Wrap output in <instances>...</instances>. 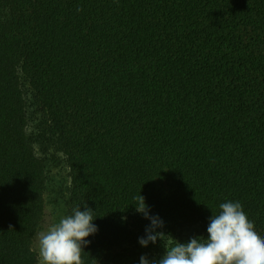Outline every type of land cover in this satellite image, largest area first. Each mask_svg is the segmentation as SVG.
Segmentation results:
<instances>
[{"label":"trees","instance_id":"1","mask_svg":"<svg viewBox=\"0 0 264 264\" xmlns=\"http://www.w3.org/2000/svg\"><path fill=\"white\" fill-rule=\"evenodd\" d=\"M25 85L69 168L67 214L97 217L82 264L159 258L227 200L264 232V0H0V264H38ZM139 194L168 236L147 248Z\"/></svg>","mask_w":264,"mask_h":264},{"label":"clouds","instance_id":"2","mask_svg":"<svg viewBox=\"0 0 264 264\" xmlns=\"http://www.w3.org/2000/svg\"><path fill=\"white\" fill-rule=\"evenodd\" d=\"M135 210L144 219V235L138 237L141 247L164 241V220L151 214L145 197L139 194ZM94 210L84 204L51 224L38 234V264H82L81 252L90 243L87 239L98 232ZM207 236H194L187 242L175 243L159 258L141 255L139 264H264V232H259L239 201L219 204V212L209 217Z\"/></svg>","mask_w":264,"mask_h":264},{"label":"rangeland","instance_id":"3","mask_svg":"<svg viewBox=\"0 0 264 264\" xmlns=\"http://www.w3.org/2000/svg\"><path fill=\"white\" fill-rule=\"evenodd\" d=\"M27 103V134L31 139L34 152L44 160L46 167V191L44 215L41 228L37 232L33 247L38 252V234L47 230V228L67 215L66 201L71 187V177L69 168L65 163L64 157L57 152L50 142L43 137L41 121L43 116L35 105L31 93L24 86ZM194 236H201L199 229L189 228L179 234V242L185 243Z\"/></svg>","mask_w":264,"mask_h":264}]
</instances>
